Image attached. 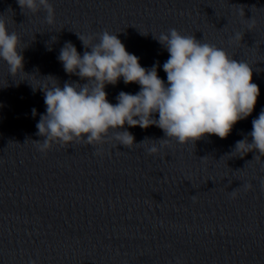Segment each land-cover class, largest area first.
<instances>
[{"label": "clouds", "instance_id": "1", "mask_svg": "<svg viewBox=\"0 0 264 264\" xmlns=\"http://www.w3.org/2000/svg\"><path fill=\"white\" fill-rule=\"evenodd\" d=\"M17 3L22 11L27 9L35 14L44 10L46 22L54 23L50 0H17ZM249 21L251 30L255 21L252 18ZM243 35L236 32L231 39L242 41ZM77 36L85 48L83 55L69 41L60 49L57 59L67 74L86 82L65 81L61 87L56 77H44L52 83L39 88L46 111L36 124V135L42 139L34 142L41 152L53 144L64 146L72 142L95 147L115 140L117 145L129 149L134 144L152 141L146 147L151 155L170 138L179 144L194 145L205 136L224 139L237 122L252 114L260 95L258 85L252 82V66L246 61H238L225 49L175 28L153 36L169 53L163 64L167 83L158 75V62L151 68L142 67L139 57L126 50L117 34L105 30L96 34L95 43L90 42L91 38ZM20 44L17 33L10 32L0 19V60L7 64L10 76L25 73L22 54L25 48ZM121 78L125 84L137 83L140 90L135 94L121 91L117 103L112 104L107 98L106 85H116ZM36 114L33 108V117ZM153 125L163 131L164 138H145L136 143L134 135L127 130V127L147 129ZM233 152L242 153L240 157L250 152L264 156V110L252 120L251 132L235 143ZM261 183L264 185V181ZM243 187L247 190L252 185ZM237 190H232L230 195L235 197Z\"/></svg>", "mask_w": 264, "mask_h": 264}]
</instances>
